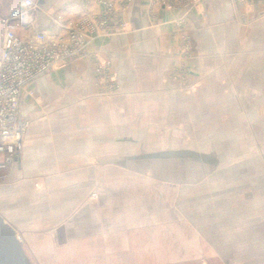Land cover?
Returning <instances> with one entry per match:
<instances>
[{
    "label": "rangeland",
    "instance_id": "374dc122",
    "mask_svg": "<svg viewBox=\"0 0 264 264\" xmlns=\"http://www.w3.org/2000/svg\"><path fill=\"white\" fill-rule=\"evenodd\" d=\"M94 84L97 95L113 98L112 114L85 112L79 104L54 111L45 100L33 98L36 117L50 129L38 144L54 146L61 157L40 164L37 179L30 173L17 184L99 185L87 186L89 197L70 212L86 214V222L79 224L90 235L85 246L66 240L64 246L45 249L42 233L30 229L22 211L30 203L7 202L13 205L11 214L26 220L15 226L33 263L113 264V231L129 228L134 236L124 259H139V251L148 248L144 257L151 263L264 264V94L247 97L252 106L247 110L245 98L235 94L228 101L215 95L208 103L205 96L196 100L190 94L134 95L116 104L120 85L106 60L94 62ZM126 137L132 140L121 141ZM180 149L216 155L215 169L187 158L139 161L133 166L150 168L143 175L121 169L115 159ZM73 150L95 156L78 157ZM12 169L2 172L1 186L11 183ZM96 194L98 200L90 202Z\"/></svg>",
    "mask_w": 264,
    "mask_h": 264
},
{
    "label": "crops",
    "instance_id": "0c3cea01",
    "mask_svg": "<svg viewBox=\"0 0 264 264\" xmlns=\"http://www.w3.org/2000/svg\"><path fill=\"white\" fill-rule=\"evenodd\" d=\"M114 1L113 14H105L100 0H36L37 8L29 18L30 29L25 30L21 25L17 27L22 36L32 31L56 33L61 31L57 16L75 20L84 12L104 14L111 26L120 22L128 26V31L124 33L102 32L89 47L88 55L37 79L29 87L33 96H26L22 102V114L29 117L31 123L26 148L11 171V183L4 187L0 185V214L17 230L15 222L20 220L11 214L13 205L9 206L8 203L20 200L30 203L28 207L23 206L22 211L27 215L30 229L42 233L39 237L45 240L41 245L45 249L51 245L64 246L66 240H81L80 244L86 245L85 241L90 235L79 226L81 222H86L83 219L86 214L80 212L73 215L70 212L78 202L87 200V186L95 188L99 185L94 181L93 185L82 182L17 184L18 180H24L30 173L37 179L41 175L40 164L61 157L54 146L44 148L38 144L42 132L47 134L50 129L43 126L47 123L44 118L36 117L38 106L32 102L35 96L45 100V105L54 111L69 110L79 104L85 112L106 110L112 114L113 98L106 99L96 94V60L109 62L120 85L119 93L114 96L116 104L134 95L190 94L196 100L198 96H205L204 102L208 103L215 95L227 96L228 101L229 96L235 94L245 98L242 104L247 110L252 107L247 97L264 94V0ZM20 2L0 0V46L4 19L11 10L19 7ZM128 139L126 137L121 141ZM73 152L78 157L95 156L91 152ZM147 154L151 153L115 158L119 160L116 164L121 169L148 175V166H133L139 161H148L142 159ZM205 155L218 160L216 155ZM202 163L208 164L211 171L217 164ZM98 196L96 194L89 201H97ZM113 218L116 220L115 216ZM126 229L113 231V264H201L197 260L151 263L149 256L144 257V254H149L148 248L139 251L142 255L139 259H124L122 256L131 251L129 240L134 236V232L129 233V228ZM140 233L143 236V232ZM27 253L30 255L29 251ZM222 264L231 263L226 261Z\"/></svg>",
    "mask_w": 264,
    "mask_h": 264
},
{
    "label": "built area",
    "instance_id": "2783aa9c",
    "mask_svg": "<svg viewBox=\"0 0 264 264\" xmlns=\"http://www.w3.org/2000/svg\"><path fill=\"white\" fill-rule=\"evenodd\" d=\"M100 4L105 14H113L114 0H100ZM36 8V0H21L4 19L0 46V178L4 170L14 167L23 149L29 121L21 105L26 96H33L30 85L88 55L89 47L102 32L128 31L125 22L111 26L104 14L84 12L75 20L57 16L60 32L32 31L22 36L17 27L29 30V18Z\"/></svg>",
    "mask_w": 264,
    "mask_h": 264
},
{
    "label": "water",
    "instance_id": "95a60500",
    "mask_svg": "<svg viewBox=\"0 0 264 264\" xmlns=\"http://www.w3.org/2000/svg\"><path fill=\"white\" fill-rule=\"evenodd\" d=\"M189 158L215 165V157L190 150L162 151L144 155V160ZM0 264H34L23 245L17 230L0 214Z\"/></svg>",
    "mask_w": 264,
    "mask_h": 264
}]
</instances>
